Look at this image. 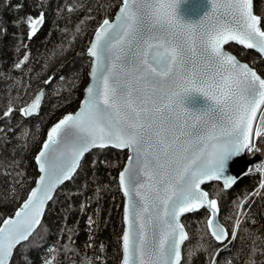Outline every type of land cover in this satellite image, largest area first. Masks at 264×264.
Wrapping results in <instances>:
<instances>
[{"label": "snow or ice", "instance_id": "obj_1", "mask_svg": "<svg viewBox=\"0 0 264 264\" xmlns=\"http://www.w3.org/2000/svg\"><path fill=\"white\" fill-rule=\"evenodd\" d=\"M181 2L206 7L181 19ZM46 4L39 0L34 13L11 21L15 58L0 68V79L13 81L9 94L17 89L2 112L0 140L22 141L21 156L14 146L13 158H5L12 184L2 202L12 213L0 218V264H107L95 234L113 186L101 174L114 169L123 197L118 264H264V237L248 226L256 216L252 194L229 200L221 213L234 185L226 174L233 158L264 155V0H105L87 7V23L95 22L90 35L82 19L68 44L33 54L30 42L48 22ZM26 6L2 0L0 12ZM83 8L65 2L56 14L70 20L65 9ZM8 34L0 16V35ZM77 37L88 38L87 72L65 73L63 57ZM191 93L210 103L190 110L184 98ZM50 95L57 101L45 109ZM36 117L29 129L25 118ZM257 171L264 190V160ZM57 204L62 222L48 242L52 230L43 217ZM74 211L87 214L82 248L78 220L68 223ZM33 251L42 255L33 260Z\"/></svg>", "mask_w": 264, "mask_h": 264}, {"label": "trees", "instance_id": "obj_2", "mask_svg": "<svg viewBox=\"0 0 264 264\" xmlns=\"http://www.w3.org/2000/svg\"><path fill=\"white\" fill-rule=\"evenodd\" d=\"M2 2V0H0ZM21 3L26 4L27 6L20 12L5 9L0 12V16L8 22V35H0V68L5 70L8 69L12 60L15 58L14 49L11 47L13 42V37L11 33L15 31L13 28L11 21L14 19H18L19 16L24 15L28 12H35L34 3H39V0H11V3ZM65 2L82 4L84 8L72 13H68L65 9L62 15L66 17H70L69 19H60L56 14L57 4H63ZM105 0H47L46 11L48 13V22L43 26L42 30L38 33V35L33 38L31 43L32 53L35 54L38 51L43 52L46 49H50L54 44H68L69 40L72 39L73 31L78 23V21L84 19L89 29V35L91 34L90 28L94 25V21L91 24H88L86 21L85 13L88 6L93 8L96 7L98 3H104ZM257 13L259 9H255ZM55 21L56 23H53ZM57 25L59 27H57ZM81 27H85V25H81ZM62 29H66L65 31H61ZM51 30V35H49V31ZM87 37L81 39L77 37L74 44H72L63 59L65 60V66L63 68V72L67 73L74 69L83 68L84 72H87L86 66V57L87 54L85 52V47L87 45ZM238 48V47H236ZM59 51H63V48L58 49ZM244 59L246 62L248 57L242 56L240 57ZM38 67V65H37ZM17 74L18 73H14ZM39 81H33V85L38 83ZM13 81L0 79V120H3L2 112L7 106V102L9 97L15 98L17 89L13 87L11 93L9 94L8 86L12 85ZM20 92H23L24 89L20 88ZM22 99H28V97H22ZM57 97L55 96H47L43 101V105L45 109H50L51 104L56 103ZM59 111H63L62 108H58L56 114H59ZM16 116L19 117V113H16ZM54 118V117H53ZM52 118V119H53ZM39 120V117L34 118L31 121L25 119V122L28 123L29 129ZM50 122V121H49ZM43 123V121H41ZM47 125H45L46 127ZM18 131V130H17ZM2 136V134H0ZM21 140L16 138L15 136L10 137V142H3L0 140V218H2L5 214L12 213V207L10 204L2 202L3 190L9 188L12 184V179L5 174V158L12 159L13 158V147L15 146V156H21V149L19 145L21 144ZM117 150H114L108 155L112 159H117ZM23 158L26 163H31V154L23 153ZM126 157L121 155L119 159L123 160ZM33 167H28L29 173H34ZM118 169L112 170V175L101 174V179L103 182L107 183L111 181L112 188L109 191L104 193V198L101 202V216L105 221L100 224L99 230L95 234V239L98 242H103L107 249V264H118V252L117 249L119 247V243L117 237L122 232V223H121V210H122V195L119 192L118 188L115 186L116 182L112 179V177L116 174ZM261 179L260 173L252 169L244 178H242L231 190L226 191V198L221 200V213H225L227 211L226 205L229 200L236 198L239 196L243 198L245 195L251 193L250 199H254L252 204V209L255 211V221L249 222L248 226L250 228H254L257 230L256 235L260 237H264V195L260 193L264 192V190H258L259 180ZM220 188H222L221 184H219ZM91 192V190H90ZM89 212L93 211V208H89ZM63 210L60 205L57 204L54 209L49 211L44 216V221L52 230L50 235L48 236V242H51L56 238V229L62 222ZM87 218V214H82L79 211H74L68 216V223L72 224L73 222L78 220V228L79 235L77 238L78 246L83 245L84 240L87 237V225L85 223ZM230 224L232 223L229 220ZM202 226V225H201ZM240 242L237 241V244ZM245 243H251V240L245 241ZM259 244L260 241L257 240ZM89 254H91V250H89ZM38 255H42L39 251H33L31 256L33 260H35ZM241 264L243 262L241 261Z\"/></svg>", "mask_w": 264, "mask_h": 264}, {"label": "water", "instance_id": "obj_3", "mask_svg": "<svg viewBox=\"0 0 264 264\" xmlns=\"http://www.w3.org/2000/svg\"><path fill=\"white\" fill-rule=\"evenodd\" d=\"M205 7L206 4L202 5L197 11V6L194 3L181 2L178 4L176 8V13L178 17L181 19H189V18L195 19L198 12L203 11ZM208 103L210 102L207 100V98L203 97L199 93H191L184 98V105L190 110L202 109ZM258 115H259V110H258ZM257 118L254 119V126ZM259 160L260 159L257 155L253 157H249L247 153H241L240 155L233 158V161L230 163L229 169L226 171V174H231L235 178L233 187L250 172L251 167L257 162H259ZM209 183H219L222 186V182H205L206 185ZM232 188H230L229 190H231ZM122 204H123V197H122ZM186 215H190V214H186ZM121 223H122V210H121Z\"/></svg>", "mask_w": 264, "mask_h": 264}, {"label": "rangeland", "instance_id": "obj_4", "mask_svg": "<svg viewBox=\"0 0 264 264\" xmlns=\"http://www.w3.org/2000/svg\"><path fill=\"white\" fill-rule=\"evenodd\" d=\"M236 47H240V46H236ZM240 58V57H239ZM242 61H245L244 59H242V58H240ZM53 118V117H52ZM54 119V118H53ZM258 119H259V116H258V118H257V120H256V123L258 122ZM251 157L252 156H254V155H250ZM262 160H264V159H261L259 162H257L255 165H253L252 167H251V170L252 169H255V170H257V166L260 164V162L262 161ZM259 172V171H258ZM222 222L223 223H225V224H230V222H229V220H223V218H222Z\"/></svg>", "mask_w": 264, "mask_h": 264}, {"label": "built area", "instance_id": "obj_5", "mask_svg": "<svg viewBox=\"0 0 264 264\" xmlns=\"http://www.w3.org/2000/svg\"><path fill=\"white\" fill-rule=\"evenodd\" d=\"M257 155L259 156L260 159H264V155H261L259 153H257Z\"/></svg>", "mask_w": 264, "mask_h": 264}]
</instances>
